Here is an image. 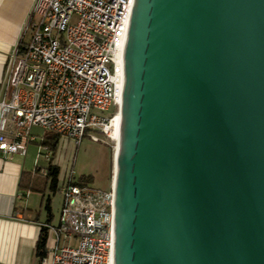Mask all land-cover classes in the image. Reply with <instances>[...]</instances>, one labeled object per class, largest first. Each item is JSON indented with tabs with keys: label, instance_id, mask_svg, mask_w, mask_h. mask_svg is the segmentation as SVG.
I'll list each match as a JSON object with an SVG mask.
<instances>
[{
	"label": "water",
	"instance_id": "obj_1",
	"mask_svg": "<svg viewBox=\"0 0 264 264\" xmlns=\"http://www.w3.org/2000/svg\"><path fill=\"white\" fill-rule=\"evenodd\" d=\"M113 264H264V0H133Z\"/></svg>",
	"mask_w": 264,
	"mask_h": 264
},
{
	"label": "built area",
	"instance_id": "obj_2",
	"mask_svg": "<svg viewBox=\"0 0 264 264\" xmlns=\"http://www.w3.org/2000/svg\"><path fill=\"white\" fill-rule=\"evenodd\" d=\"M132 6L133 0L33 1L0 80V155L23 156L29 143L42 145L33 128L74 143L84 136L112 141ZM41 154L51 161L38 146ZM71 178L59 189L54 237L37 263L113 264L112 185L102 190Z\"/></svg>",
	"mask_w": 264,
	"mask_h": 264
},
{
	"label": "crops",
	"instance_id": "obj_3",
	"mask_svg": "<svg viewBox=\"0 0 264 264\" xmlns=\"http://www.w3.org/2000/svg\"><path fill=\"white\" fill-rule=\"evenodd\" d=\"M33 1L0 0V80ZM36 147V142L29 143L23 156L0 155V264H38L36 242L41 230L46 232L45 251L54 237L52 228L57 224L61 204L59 189L66 175L53 158L51 164L59 171L52 191L50 179L42 174L47 162L35 161ZM56 192L60 196L58 209L54 205ZM46 200L49 213L44 208Z\"/></svg>",
	"mask_w": 264,
	"mask_h": 264
},
{
	"label": "rangeland",
	"instance_id": "obj_4",
	"mask_svg": "<svg viewBox=\"0 0 264 264\" xmlns=\"http://www.w3.org/2000/svg\"><path fill=\"white\" fill-rule=\"evenodd\" d=\"M112 110L105 115H111ZM33 131L41 133L42 131L33 128ZM88 136L81 138L78 143H74L71 139L58 138L56 148L52 159L55 158L57 163L62 167V171L66 177L72 173L71 180L77 184H86L94 188L106 190L109 188L112 179L114 142L106 140V144L94 142L88 139ZM37 144L35 161L43 159V154L37 156V148L44 145ZM47 149V148H46ZM48 150V149H47ZM51 153V151L49 150ZM60 196L58 192L54 196L55 208L59 207Z\"/></svg>",
	"mask_w": 264,
	"mask_h": 264
},
{
	"label": "trees",
	"instance_id": "obj_5",
	"mask_svg": "<svg viewBox=\"0 0 264 264\" xmlns=\"http://www.w3.org/2000/svg\"><path fill=\"white\" fill-rule=\"evenodd\" d=\"M21 48V46H20ZM22 49V48H21ZM23 50V49H22ZM58 136L53 134H47L44 138L43 141H41L42 145L45 146L48 150L51 151V159L53 156V153L56 148V143H57ZM46 168V178H49L50 180V188L52 191L55 190L56 182H57V175H58V167L54 166L51 164V161L47 163ZM49 204L48 200L45 201L44 208L49 213ZM45 239H46V232L44 229L41 230V233L39 235V238L36 242V255L38 258H42L45 256L46 251H45Z\"/></svg>",
	"mask_w": 264,
	"mask_h": 264
},
{
	"label": "bare ground",
	"instance_id": "obj_6",
	"mask_svg": "<svg viewBox=\"0 0 264 264\" xmlns=\"http://www.w3.org/2000/svg\"><path fill=\"white\" fill-rule=\"evenodd\" d=\"M110 124H111L110 138L114 142V150H113L114 151V157L112 158L113 164H114V158H115V154H116V150H117V142H118L119 130H120V113L119 112H117L115 114V117L113 118V120ZM113 169H114V165H113ZM112 173H113V171H112ZM111 181H112V179H111Z\"/></svg>",
	"mask_w": 264,
	"mask_h": 264
}]
</instances>
